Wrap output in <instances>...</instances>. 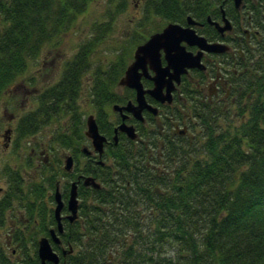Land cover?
I'll return each instance as SVG.
<instances>
[{
  "label": "trees",
  "instance_id": "obj_1",
  "mask_svg": "<svg viewBox=\"0 0 264 264\" xmlns=\"http://www.w3.org/2000/svg\"><path fill=\"white\" fill-rule=\"evenodd\" d=\"M89 1L0 0V95L25 72L44 44L70 28ZM222 1L143 0V6L147 19L158 16L165 23L186 24L190 16L204 24L199 32L208 35L207 17L217 11L214 3ZM259 24L263 38L254 50L248 49L251 65L243 75L241 100L234 104L242 121L222 129L218 120L225 113L220 107H199L201 144L187 135L161 133L147 113L152 122L150 127L138 124V140L119 133L115 145L113 128L120 119L111 117L107 108L134 99L133 90L117 87L127 60L119 56L106 70H94L92 103L99 130L109 140L103 165L96 156L81 152L88 139L77 103L82 75L100 37L80 43L65 61L58 81L38 94L37 106L22 115L16 127L20 136L32 135L64 116L65 124L53 140L74 158L71 173L59 162L24 195L15 194L22 178L12 176V191L0 200V225L12 198H23L24 228L12 233L19 262L39 264L37 239L55 226L51 205L56 182L61 176L75 178L81 173L94 176L101 188L79 184L78 218L63 220L61 243L52 244L61 264H264V22ZM110 26L107 22L97 30L102 33ZM143 83L151 85L146 79ZM182 87L190 96L189 84ZM147 100L153 101L149 96ZM68 186L64 180L65 198ZM167 246L174 248L173 255L166 254ZM69 248L72 252L63 255ZM0 264L10 263L0 256Z\"/></svg>",
  "mask_w": 264,
  "mask_h": 264
},
{
  "label": "rangeland",
  "instance_id": "obj_2",
  "mask_svg": "<svg viewBox=\"0 0 264 264\" xmlns=\"http://www.w3.org/2000/svg\"><path fill=\"white\" fill-rule=\"evenodd\" d=\"M107 22L111 23L110 29L99 33L102 29L97 30V27ZM165 24L158 16L147 19L143 0H90L65 33L44 44L38 56L29 60L25 72L0 95V200L8 190L12 191V176L18 174L22 178L20 190L15 194L24 195L31 184L41 181L47 169H55L59 162L61 166L64 165V156L69 150L53 140L57 131L65 124L64 116L60 115L32 135L20 136L16 127L19 118L37 106L38 94L58 81L65 61L76 53L80 43L90 37H100L99 41H95L91 52L89 69L82 75L77 99L85 122L89 114H95L91 94L94 70H106L119 56L124 57L127 64L132 59L137 42L146 39L149 34L160 30ZM224 109V116L218 120L222 129L236 126L242 121L230 102ZM186 111L188 110L184 108L181 112ZM107 112L111 117L115 116L110 107ZM191 123L193 126L187 137L201 144L203 137L198 122ZM3 135L9 137L3 139ZM87 144L89 145V141ZM107 163L111 164L112 160L107 159ZM69 178L64 177L65 180ZM24 205L23 198H12V206L5 210V221L0 225V256L10 264H21L12 233L18 228H24L21 224L24 220ZM51 207H54V204ZM165 251L166 254L173 255L174 248L167 246ZM109 257L115 260L111 252Z\"/></svg>",
  "mask_w": 264,
  "mask_h": 264
},
{
  "label": "water",
  "instance_id": "obj_3",
  "mask_svg": "<svg viewBox=\"0 0 264 264\" xmlns=\"http://www.w3.org/2000/svg\"><path fill=\"white\" fill-rule=\"evenodd\" d=\"M235 7H240L241 0H233ZM209 23L214 24L219 32L231 29L230 21L223 16V25L212 21L207 17ZM198 22L192 17H187V25H181L176 22L167 23L162 30L151 33L148 38L141 44H138L133 52V60L126 66L124 74L120 77L118 85L127 87L135 91V101L129 100L125 104L115 103L112 109L120 113L122 122L114 128L113 140L117 143V133L123 132L129 139L136 140L138 135L133 125L125 123V119L130 113L135 119L143 121V110H148L153 114L158 113V108L149 104L145 98V94L150 95L156 101L162 104H171L173 101V91L177 84L181 81V76L188 73L189 69L198 68L205 69V65L201 62L202 53L215 52L222 53L227 50V46L223 43L207 42L203 35L196 32L194 25ZM196 45L199 47L197 53H193L187 49V46ZM165 65L162 64L161 55ZM151 71V72H149ZM142 77L152 81L153 86L145 89L142 84ZM86 129L85 136L90 140L92 152H96L99 157L104 151L106 137L100 133L98 124L94 115L90 114L85 120ZM85 154L91 151L87 147H83ZM99 163H103L99 160ZM73 164L72 156L65 158V169L71 170ZM83 185L91 186L99 189L101 184L92 176L83 177ZM56 206L54 215L57 223V230L63 231L60 211L63 206L59 189L55 191ZM67 208L69 214L67 219L73 222L77 218L78 199H77V183L73 181L70 186L69 197L67 200ZM51 239L55 243H59V238L54 229L50 230ZM71 252V248L68 250ZM66 252L63 250V254ZM39 264H60V258L57 252L52 249L49 239L45 236L38 240L37 248Z\"/></svg>",
  "mask_w": 264,
  "mask_h": 264
},
{
  "label": "flooded vegetation",
  "instance_id": "obj_4",
  "mask_svg": "<svg viewBox=\"0 0 264 264\" xmlns=\"http://www.w3.org/2000/svg\"><path fill=\"white\" fill-rule=\"evenodd\" d=\"M263 2V0H241L240 7L238 8L235 7L233 0H223L222 2L214 3L213 9H217V11L214 10L215 14L213 17H208H210L212 21L218 22L220 25L224 23L223 16L226 17L230 21L231 29L221 33L216 29L214 24L208 21L207 24L210 26V28L208 27L209 29H206L208 35L199 32V28H205L203 23L198 22V24L194 25V28L198 34L206 38L207 42L223 43L227 46V50L222 53L204 51L202 53L201 62L206 66L205 69H189L188 73L181 76L180 83L176 85L172 93V104H162L148 95L153 100H147L148 103L157 106L158 113L153 114L150 111L144 110L143 121H138L131 114H128L125 123L133 125L138 132L139 123L143 124L145 127H150V122H152V120L149 122L147 113H151L154 117V124L161 133L168 131L173 136H184L187 135L188 131L193 126L191 122H201L199 119V107L209 106L212 109L217 107L218 110L221 108L224 111L225 106L229 102L231 106L234 107L236 101L241 100L243 94V75L247 67L251 65V51L256 48V41H261L263 38L260 30L261 26L259 24L264 22ZM223 5H227V8ZM181 25H187V21L186 24ZM187 49L193 53L199 51V47L196 45L187 46ZM248 49H251V51ZM161 59L162 64L165 65L163 52ZM228 66L229 68H227ZM227 70H229L230 73H228ZM235 83L237 86H235ZM152 84L151 82V85L147 86V88L151 87ZM183 84H189L188 90L190 96L188 97L184 95L186 89L182 87ZM184 108L188 111L181 112ZM115 115L119 117L120 121L115 122L114 128L122 122L120 113L116 112ZM167 123L169 124V128H167ZM119 133L123 132H118V136ZM8 137L9 136H2L3 139H7ZM107 143H109V140ZM89 156L97 157L94 153L89 154ZM79 175H81V173L77 174L75 178H72L68 182V185H70L71 181L76 180ZM64 180L63 176L58 178L56 187L60 190L61 199L64 203L61 208L62 220H67L68 209L66 203L69 194V186L67 197L65 198L63 197L61 189Z\"/></svg>",
  "mask_w": 264,
  "mask_h": 264
}]
</instances>
